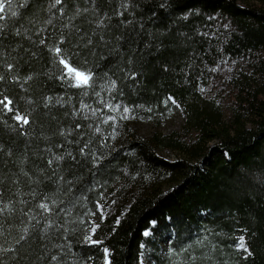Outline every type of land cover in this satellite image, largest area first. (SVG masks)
I'll return each instance as SVG.
<instances>
[{"label": "trees", "instance_id": "1", "mask_svg": "<svg viewBox=\"0 0 264 264\" xmlns=\"http://www.w3.org/2000/svg\"><path fill=\"white\" fill-rule=\"evenodd\" d=\"M11 10L0 13V100L12 101L0 105V264H139L149 251L155 264H264V0ZM61 56L88 85L74 86ZM225 61L236 64L227 100L207 90ZM176 105L180 130L133 128Z\"/></svg>", "mask_w": 264, "mask_h": 264}, {"label": "rangeland", "instance_id": "2", "mask_svg": "<svg viewBox=\"0 0 264 264\" xmlns=\"http://www.w3.org/2000/svg\"><path fill=\"white\" fill-rule=\"evenodd\" d=\"M235 62H229L225 61L224 63L220 64L218 67L214 69V79L212 82V85H210L207 90L211 93H218L220 97H222L224 100H227V89L225 87V84L223 82V78L225 76H229L232 71L236 68ZM223 100V101H224ZM186 115L184 110L179 106L176 105L173 108H170L168 113L165 117H161L160 119H154V120H142L135 118L132 122L133 128L137 130V132L144 136V137H150L154 132L159 131L163 134H171L175 131H178L181 129V127L184 124ZM159 154L161 157L167 159V160H176L177 157H179L178 153L171 150V149H162L159 150ZM104 212L99 207L97 212L93 215L91 218V226L89 229V239L94 241L93 239V229L96 228L99 220L103 217ZM146 235H150V232H147ZM241 238L243 239V248L240 247ZM159 247V253H165L169 250L170 247V241L167 240H161V242H157ZM237 248L242 251L243 253L247 252V246L245 244L244 237L242 235L239 236L238 242H237ZM152 251L147 253H142L140 255L139 264H155L154 259L150 256ZM105 264H109L108 260L106 259Z\"/></svg>", "mask_w": 264, "mask_h": 264}, {"label": "snow or ice", "instance_id": "3", "mask_svg": "<svg viewBox=\"0 0 264 264\" xmlns=\"http://www.w3.org/2000/svg\"><path fill=\"white\" fill-rule=\"evenodd\" d=\"M26 3H27V0H23V4H26ZM61 3H62V0H55V4H61ZM6 4L8 6V10L10 11L11 16H15L17 14L16 11L11 10L12 0H0V13L6 12ZM62 11H63V9H61V12ZM4 19H5L4 15H0V21H2ZM100 23L102 24L103 21H100ZM2 27L3 26L0 25V28H2ZM54 51L57 54H59V53H61V48L56 47L54 49ZM59 63L64 65L65 69L67 70V75L69 76V78H71L75 81V83H74L75 87H81V86L88 85L89 81L91 80V73H85L83 71H80V70L70 66L68 61L63 56H61ZM11 67H12V65L9 64L8 68H11ZM3 78H4L3 76H0V80H2ZM112 87H115V82H112ZM11 104H12V101L10 99H8L7 96H5L2 100H0V105H3V107L5 109H8V111H12V108L10 107ZM125 111H127V109H125ZM15 120L16 121H22V123L25 125L29 123L28 118L26 116H21L20 114H17L15 116ZM49 163H51V161H49ZM40 207L45 209V210H48L47 204H41ZM2 211H3V209L0 208V212H2ZM94 231H95V229H93V232ZM21 239H24V237L22 236ZM92 243H98V242L92 241ZM243 246H244L243 245V239L241 238L240 247L243 248ZM7 250L8 249L0 248V251H7ZM105 253H107V249H105ZM52 259L55 260L56 257H53Z\"/></svg>", "mask_w": 264, "mask_h": 264}]
</instances>
